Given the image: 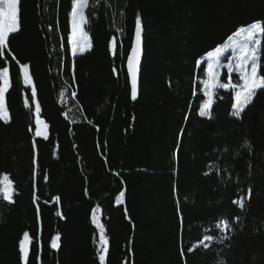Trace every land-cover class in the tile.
<instances>
[{"label": "trees", "instance_id": "obj_1", "mask_svg": "<svg viewBox=\"0 0 264 264\" xmlns=\"http://www.w3.org/2000/svg\"><path fill=\"white\" fill-rule=\"evenodd\" d=\"M72 5L21 0L19 31L0 57V71L9 69L0 180L13 194L9 203L0 186V264H22L26 232L30 264L40 247L42 264H100L97 224L109 241L105 264H264V89L239 119L235 93L224 89L216 90L213 118L198 115L206 54L240 27L264 26V0H89L90 48L78 56L68 39ZM138 13L142 59L132 101L126 60ZM37 103L47 140L35 134ZM248 188L241 211L232 201ZM235 216L241 222L223 243L198 244L205 234L219 241L216 222Z\"/></svg>", "mask_w": 264, "mask_h": 264}, {"label": "snow or ice", "instance_id": "obj_2", "mask_svg": "<svg viewBox=\"0 0 264 264\" xmlns=\"http://www.w3.org/2000/svg\"><path fill=\"white\" fill-rule=\"evenodd\" d=\"M21 0H0V57H3L5 50L9 49V36L10 34L17 33L19 31V16H20ZM89 5V0H73L71 9V35L68 38L71 45L72 55L75 56L78 51H87L90 48L88 38L83 31V26L88 22L85 16V8ZM245 37V44L241 48L239 55L234 58L229 57L227 64L221 63V57L224 53V48L218 46L214 50L209 51L205 57L206 70L205 75L207 79L202 81L203 95L207 99L200 106L198 115L203 118H213V105L215 103L214 97L216 96L217 89L232 90L234 91V103L232 104V115L237 119L241 118V115L245 113L246 108L253 103V99L257 96L259 90L264 89V62L261 61L259 54L262 41L258 38L264 35V26L262 22H253L247 27H240L235 36ZM231 39V37H229ZM113 54H115L116 41L115 37L112 40ZM141 43H142V22L139 13L135 20V38L134 44L131 48L130 54L127 57V72L131 82V99L135 101L138 95V76L140 73V57H141ZM15 59V56L12 57ZM202 61L197 60V68L200 67ZM221 67L227 69V82H220ZM23 71L27 73V66L23 68ZM115 72V69H114ZM238 76V81L233 80V74ZM0 81L3 86H0V120L7 122L8 110L5 106V92L9 83V69L5 67L3 71H0ZM27 82V76H26ZM264 94V93H262ZM31 98L35 100L36 89L32 88ZM27 106V101H25ZM36 136H43V139L47 140L48 136L46 132L41 131V125L44 123L39 117L40 106L37 103L36 108ZM187 119V117L185 118ZM244 147H249L245 142ZM227 151V149H225ZM209 173H205L208 175ZM219 175V170H217ZM46 179V178H45ZM12 192L10 191V184L6 185L3 189V198L9 203H13ZM124 193L121 192L120 196L123 197ZM252 198V189L248 188L245 193L238 195L237 199L232 201L233 204L243 211L245 209L246 201H250ZM59 200V197L56 198ZM98 209H93L92 219L93 223H96L95 213ZM57 215H61L57 212ZM240 217L235 216L231 221L227 217H221L215 224V229L224 235L217 241V237L211 234L203 235L202 239L198 242L205 250L212 246L213 242L223 243V240L227 239V233L233 231V225L239 224ZM100 231L98 257L100 264H105V258L109 252V241L105 237V230L102 224H97ZM206 232H211L212 228L205 229ZM60 240V236L57 234L52 242L51 247L58 248L57 242ZM24 241H30L29 234H24V240L20 242L19 251L21 254L22 264H30L29 255L30 249L25 245ZM195 247H190L188 252L195 251ZM103 253V254H100ZM183 255V252H182ZM219 264H225V261L220 260Z\"/></svg>", "mask_w": 264, "mask_h": 264}, {"label": "rangeland", "instance_id": "obj_3", "mask_svg": "<svg viewBox=\"0 0 264 264\" xmlns=\"http://www.w3.org/2000/svg\"><path fill=\"white\" fill-rule=\"evenodd\" d=\"M70 26H71V15H70ZM83 31H84V29H83ZM70 35H71V33H70ZM87 38H88V36H87ZM258 38H260V37H258ZM88 42H89V39H88ZM244 44H245V37L243 36V34L241 36H234L233 38H231L226 44H224L222 46V48H224V53L222 54V57H221V63L222 64H227L229 57L234 58L235 56L239 55L240 50L244 46ZM84 52H86V51H83V52L78 51L75 56L81 55ZM223 58L225 59L224 62H222ZM222 69H224V71L227 72V69L225 67H221L219 69V71H222ZM0 82H1V86H3L2 81H0ZM40 127H41V131L42 132H46V127H45L44 124H42ZM39 137L43 138V136H39ZM9 184L10 183L7 180L6 177H3L0 180V186H1L2 194H3L4 187L6 185H9ZM10 191H11V186H10ZM44 252H45L44 248L40 247L39 256L36 259L35 264H42L43 263V261H44Z\"/></svg>", "mask_w": 264, "mask_h": 264}, {"label": "water", "instance_id": "obj_4", "mask_svg": "<svg viewBox=\"0 0 264 264\" xmlns=\"http://www.w3.org/2000/svg\"><path fill=\"white\" fill-rule=\"evenodd\" d=\"M134 38H135V31H134V34H133V39H132V44H131V48L134 44ZM141 48H142V43H141ZM131 51V49H130ZM130 54V52H129ZM141 59H142V51H141V57H140V66H141ZM126 71H127V60H126ZM127 76H128V72H127ZM128 80H129V86H130V93H131V82H130V77L128 76ZM138 83H139V76H138ZM6 93V92H5ZM138 97V95H137ZM132 100V99H131ZM133 101V100H132ZM26 245V244H25Z\"/></svg>", "mask_w": 264, "mask_h": 264}]
</instances>
